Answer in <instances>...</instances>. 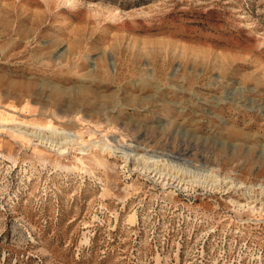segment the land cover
<instances>
[{"label": "rangeland", "instance_id": "rangeland-1", "mask_svg": "<svg viewBox=\"0 0 264 264\" xmlns=\"http://www.w3.org/2000/svg\"><path fill=\"white\" fill-rule=\"evenodd\" d=\"M0 264H264V0H0Z\"/></svg>", "mask_w": 264, "mask_h": 264}, {"label": "bare ground", "instance_id": "bare-ground-1", "mask_svg": "<svg viewBox=\"0 0 264 264\" xmlns=\"http://www.w3.org/2000/svg\"><path fill=\"white\" fill-rule=\"evenodd\" d=\"M4 125H5V124H4ZM40 129H41V128H40ZM38 135H39V134H38ZM53 136H54V135H53ZM53 136H52V137H53Z\"/></svg>", "mask_w": 264, "mask_h": 264}]
</instances>
